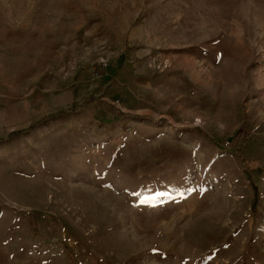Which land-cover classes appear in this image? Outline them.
<instances>
[{"label": "rangeland", "instance_id": "1", "mask_svg": "<svg viewBox=\"0 0 264 264\" xmlns=\"http://www.w3.org/2000/svg\"><path fill=\"white\" fill-rule=\"evenodd\" d=\"M0 264H264V0H0Z\"/></svg>", "mask_w": 264, "mask_h": 264}, {"label": "bare ground", "instance_id": "2", "mask_svg": "<svg viewBox=\"0 0 264 264\" xmlns=\"http://www.w3.org/2000/svg\"><path fill=\"white\" fill-rule=\"evenodd\" d=\"M261 82V81H260ZM173 237V236H172ZM175 240V239H174Z\"/></svg>", "mask_w": 264, "mask_h": 264}]
</instances>
